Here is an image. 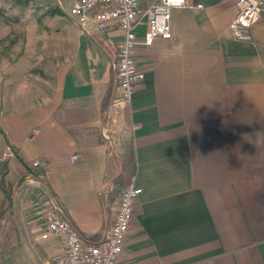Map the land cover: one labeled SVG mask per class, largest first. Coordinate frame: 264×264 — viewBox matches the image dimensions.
Here are the masks:
<instances>
[{
  "label": "crops",
  "instance_id": "1",
  "mask_svg": "<svg viewBox=\"0 0 264 264\" xmlns=\"http://www.w3.org/2000/svg\"><path fill=\"white\" fill-rule=\"evenodd\" d=\"M235 1L173 8L171 36L137 45L145 75L120 107L114 45L72 18L46 77H8L0 264L53 263L63 238L38 236L54 201L85 239L102 238L128 157L142 191L117 264H264V11L238 40Z\"/></svg>",
  "mask_w": 264,
  "mask_h": 264
},
{
  "label": "built area",
  "instance_id": "2",
  "mask_svg": "<svg viewBox=\"0 0 264 264\" xmlns=\"http://www.w3.org/2000/svg\"><path fill=\"white\" fill-rule=\"evenodd\" d=\"M186 0H152L148 5L139 0H73L68 10L71 18L87 33L100 30L115 47L114 61L116 91L111 106L120 107L133 96L137 83L144 78V69L137 63V45H149L156 38L171 36V10L183 6ZM60 6L63 7L61 2ZM236 14L229 29L238 40H251V26L264 11V0H236ZM64 8V7H63ZM143 25L144 34L136 30ZM117 37L112 38V33ZM35 129L33 133H36ZM14 155L10 146L2 152L1 160ZM38 161H34L36 165ZM142 189L133 181L123 186L118 195L113 219L104 236L96 241L85 239L54 201L45 211V230L38 236L60 235L64 250L52 264H117L127 232L130 228L136 202Z\"/></svg>",
  "mask_w": 264,
  "mask_h": 264
},
{
  "label": "rangeland",
  "instance_id": "3",
  "mask_svg": "<svg viewBox=\"0 0 264 264\" xmlns=\"http://www.w3.org/2000/svg\"><path fill=\"white\" fill-rule=\"evenodd\" d=\"M60 1L0 0V92L9 76L46 77L60 59L59 27L75 26L68 14L73 0Z\"/></svg>",
  "mask_w": 264,
  "mask_h": 264
},
{
  "label": "trees",
  "instance_id": "4",
  "mask_svg": "<svg viewBox=\"0 0 264 264\" xmlns=\"http://www.w3.org/2000/svg\"><path fill=\"white\" fill-rule=\"evenodd\" d=\"M130 147L128 148V155H129ZM133 167H134V161H132ZM131 163L128 159L127 162H124L123 158V175L121 176L118 185L114 189V196H116L117 191H119L123 186H125L128 182H130L131 178Z\"/></svg>",
  "mask_w": 264,
  "mask_h": 264
}]
</instances>
